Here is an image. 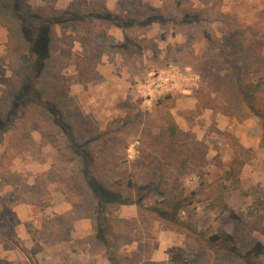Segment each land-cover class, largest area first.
I'll list each match as a JSON object with an SVG mask.
<instances>
[{"label":"rangeland","instance_id":"obj_1","mask_svg":"<svg viewBox=\"0 0 264 264\" xmlns=\"http://www.w3.org/2000/svg\"><path fill=\"white\" fill-rule=\"evenodd\" d=\"M214 1L29 0L101 17L54 27L36 70L0 0V264H264V142L237 87H264V0H220L237 26L212 23L216 45L194 23L136 24ZM170 121L174 153L154 140Z\"/></svg>","mask_w":264,"mask_h":264},{"label":"trees","instance_id":"obj_2","mask_svg":"<svg viewBox=\"0 0 264 264\" xmlns=\"http://www.w3.org/2000/svg\"><path fill=\"white\" fill-rule=\"evenodd\" d=\"M220 3V0H216L210 7L201 11H184L178 8L173 19L166 16L162 9H154L149 11L150 13L140 19V21L137 20L138 23L136 24L140 28L145 29L152 23H157L162 26L167 24L165 21L170 22V20H174L171 22H175L176 24L194 23L198 25L200 36L216 45V40L210 29L212 23L221 22L225 26L233 28L237 26L233 18L220 12ZM13 11L18 21L17 32L19 36L28 44L31 52L36 56V70H41V67L44 66L45 61L48 59V48L54 27L71 22L75 23L92 18H101L100 16H95L93 13L89 15L87 13L78 15V11L74 9L55 11L53 13L37 10L31 7L29 0H15ZM104 20H109L114 25L123 29L124 32L127 29H131L135 24L134 21H136L127 20L126 22H118L117 18L111 15L106 16ZM134 43L133 40L125 37L124 41L118 44L117 47L122 53H129V49L134 46ZM251 46L252 43L247 42V49H250ZM237 87L241 110L245 112H242L241 115L244 117H256L259 120L262 141L264 142V104L262 102L264 87L260 82L244 83L240 78L237 81ZM56 123L59 124V121H56ZM177 135L178 129L176 124L170 121L165 128L159 131L154 140L158 145H162L169 153H174L179 146ZM92 188L94 193L101 198L103 205L111 204L115 201L116 196L104 189L101 185L93 184ZM218 239L217 236L211 237L212 241H217ZM223 242L225 244L229 243L226 235H223ZM184 264H196L194 255L190 253L185 254Z\"/></svg>","mask_w":264,"mask_h":264}]
</instances>
